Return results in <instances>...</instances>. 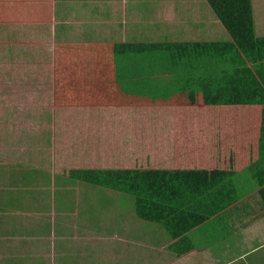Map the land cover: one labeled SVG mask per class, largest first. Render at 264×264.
I'll return each instance as SVG.
<instances>
[{"label": "crops", "instance_id": "crops-1", "mask_svg": "<svg viewBox=\"0 0 264 264\" xmlns=\"http://www.w3.org/2000/svg\"><path fill=\"white\" fill-rule=\"evenodd\" d=\"M205 47L209 53L214 49L218 56H229L228 60L222 57V83L216 93L225 91L226 74L242 68L247 71L238 90H255L258 79L251 76L256 81L252 85L246 78L254 75L253 70L233 47L208 0H0V87L8 90L0 92V104L11 116L10 125L9 118H0V225L31 221L29 229L41 234L22 238L25 248L0 250V264L3 260L20 261L17 264H264L261 189L249 172L239 175L250 170V159H243L244 165L233 171L228 162L218 164V153L214 156L218 163L205 158L183 169L210 170L217 164L213 170L236 176L241 197L189 234L194 248L185 254H179L176 241L160 228L150 225L132 235L130 211H123V223L120 203L110 197L114 188L100 178L108 170H140L142 164L150 165L158 157L151 152L153 141L170 138L178 123L173 117L176 107L189 109L214 94L188 89L168 100L155 92L185 91L180 78L195 73L190 71L195 65L204 69L209 61L187 62L186 71L178 76L179 67L170 62L171 56L177 52L204 55ZM230 49L237 54L230 55ZM52 55L61 62L54 82L65 81L75 71L86 75L81 90L65 91L69 85L62 82L63 91L53 90L45 97L43 90L34 91V80L44 82L41 69ZM259 88L264 97L262 85ZM19 89L26 92L17 100L15 90ZM36 100L42 102L40 114L32 113V106L22 112L23 103ZM174 101L176 106L169 105ZM256 101L249 108L255 112L261 103L258 111L264 110V98L257 93ZM227 102L225 112L227 108L233 112L242 97ZM203 109L223 110L218 105ZM132 111L137 118L130 117ZM17 112L26 118L17 120ZM148 112H157L154 122L146 116ZM252 120L244 125L247 130L255 127ZM116 126L122 133L121 143L112 140ZM160 128L164 135L158 138ZM244 132L235 135L250 139L254 132L256 137L261 135L257 129ZM159 152L163 159L173 154L163 147ZM165 164L162 167L168 169L158 170H173L170 161ZM31 171H39L35 172L38 180L28 174ZM28 176L30 180L18 183L19 177ZM60 192L64 198H59ZM1 229L6 233L2 237L0 232L2 238L13 235L12 229ZM18 240V235L10 237L9 245Z\"/></svg>", "mask_w": 264, "mask_h": 264}, {"label": "trees", "instance_id": "trees-1", "mask_svg": "<svg viewBox=\"0 0 264 264\" xmlns=\"http://www.w3.org/2000/svg\"><path fill=\"white\" fill-rule=\"evenodd\" d=\"M214 13L220 19L224 25L228 37L233 42V47L240 51L247 59L248 66L253 70L254 76L259 80L264 89V15L261 16L260 9H264L262 0L257 8V2L255 0H208ZM256 2V3H255ZM262 5V8H261ZM259 10V11H258ZM194 49V48H191ZM204 55L190 53L188 55L180 52L172 54L170 62L174 63V66L179 71L185 72L186 63L190 64L193 61L202 63V61H209V66L205 65L204 69H201V65H195V69H191L195 73L181 77L183 80V90L185 91H155L156 96L165 95L169 100L172 96L178 92H188L187 90L193 89L194 92L199 93H216L221 89L222 77V57L224 54L217 55L218 53L211 49L210 53L207 47L204 48ZM196 52V51H194ZM228 52V51H227ZM232 54H237L230 49ZM226 60H228V53L226 54ZM188 63V64H189ZM200 66V67H198ZM190 74V73H189ZM196 74V75H195ZM252 83V77H249ZM245 94L244 91H242ZM242 97V95H241ZM249 97H245L248 100ZM243 100V97H242ZM255 103L253 97L250 98ZM227 103L226 101H223ZM255 117L251 118L254 119ZM258 128L260 137H256V132L252 134V139L241 138L239 135H233L231 139L227 140L224 149L228 150V154L220 153L218 164L228 162L230 170L235 171L236 168L244 165L243 159L252 161L250 170L247 172H241L239 175H252L254 182H257L261 189L260 195L264 203V123ZM215 132L216 138L220 134L219 125ZM258 134V135H259ZM224 151V150H223ZM221 152V151H220ZM223 155H225L223 157ZM259 157L257 160L256 158ZM249 160V161H250ZM39 171H31L28 174H32L35 179L38 177L35 175ZM249 172V173H248ZM120 176L116 185H111L107 179H102L103 183L111 185L114 188L113 202L120 203L122 216V222H126L125 212L130 211L131 218V233L141 232L143 229L156 227L162 229L166 234L176 241L174 245L179 254H185L193 250V245L189 239V234L196 231L198 228L208 222L214 216L219 215L226 210L231 204H235L240 200L238 196L237 184L235 181L236 176L226 175L221 173L220 170H131V171H118L111 172ZM119 175H118V174ZM224 175V178L222 177ZM238 176V175H237ZM19 177L18 183L22 181L24 183L28 178ZM116 178V176H115ZM38 180V179H37ZM36 180L35 184H39ZM142 180V183L139 182ZM101 184L100 181H98ZM73 186L77 183L73 182ZM128 184H130L128 186ZM128 186L126 189L118 188ZM134 192H130L131 186ZM137 185L141 186L137 188ZM76 188V187H75ZM129 190V191H128ZM123 192L133 197L131 200L129 197L125 199V194L120 197H115L116 193ZM141 191V192H140ZM63 194V195H61ZM65 193H61L59 198H64ZM73 197L72 193L70 195ZM22 195H18V198ZM115 197V198H114ZM60 198V199H61ZM34 199V197H33ZM36 201V200H33ZM122 202V203H121ZM40 204V203H39ZM61 205V203H60ZM131 207V208H129ZM116 210V209H115ZM45 218V217H44ZM44 218L42 221H44ZM5 224H9L5 219ZM30 222L13 223L12 225H0L1 236L4 237L6 233L1 229L3 227L13 230V235L10 237L19 236L17 243L10 244L9 238H2L0 236V250H6L7 247L13 246V249H21L27 246L26 239L24 237H31L41 235L33 228H30ZM44 227V225H43ZM124 228V227H123ZM136 230V231H135ZM27 231V232H26ZM50 232V231H48ZM21 237V238H20ZM12 242V241H11ZM20 261L8 262L3 260V264H17Z\"/></svg>", "mask_w": 264, "mask_h": 264}, {"label": "rangeland", "instance_id": "rangeland-1", "mask_svg": "<svg viewBox=\"0 0 264 264\" xmlns=\"http://www.w3.org/2000/svg\"><path fill=\"white\" fill-rule=\"evenodd\" d=\"M255 1L257 2V8H258L260 2L258 0H255ZM261 2L264 3V0H262ZM263 6H264V4H263ZM261 8H262V5H261ZM260 10H261L260 14H261V16H263L264 15V9H260ZM38 44H40V43H38ZM60 63L61 62H60L59 58L57 56L53 57V55H52V59L50 61L47 60L45 62L44 67H42V69H41L42 74H44V76H45L44 79L42 78L44 80V82H41L42 80L39 82L38 80L35 79L34 85H32L34 88V91L35 90H43L42 91V93L44 95L43 97H45L46 95L51 94V92L53 90L63 91L64 83H65V85H69V87H66L68 89H64L65 91H76V90H78V89H72L75 87H80V90L82 89L81 86H84L83 83L86 84V75L85 74H78L75 71L69 72L67 74V78L65 79V81L60 80V81H58V83L54 82V73H56V75H58V70H57L56 66L59 65ZM249 67H248V69H249ZM246 71H247L246 68H242L240 70H236L235 73H232L229 75L226 74V89H225V91H220V93L212 94L211 96L205 98L206 101H203L204 103L195 102V104H193V105L189 104V106L191 105L192 107H190V108L188 107L189 109H185V110L183 107H181V108L176 107V114H175L176 117H175V115H173V117L176 121H178V123L175 125V129H174L173 133L171 134V137L169 138V135H166V137L159 139V141L158 140H156V142L153 141V144L151 146V150H152L151 152L154 155V158H155V155L158 157H157V159L152 158V161H151L152 163L150 165H148L149 163L148 164H142L140 167L141 168L140 170L146 169V168L147 169L148 168L168 169V168H166V167L164 168L162 166L164 163H166L165 165H167L169 163V161L171 163V167L173 168V170H183L184 168L185 169L189 168V167H187V165H191V162L195 163L198 161V162L202 163L203 159H205V158L212 160L214 163H218L217 161H215L214 156L218 153H224V154L229 153L228 150L224 149V146L226 145L227 140L231 139L233 137V135H235L237 132L243 133V131H245L244 134H246V133H250L252 131L254 132L258 128H262L261 126L264 123V110L258 111V109H259L258 107L262 106L263 104H261V103L257 104V106L255 107V112L253 111L254 108H249L250 106L255 105L257 103L256 93H257L259 99L264 98L263 92L258 91L260 89L259 87H260L261 83L258 80V84L256 85V87H254L255 90L254 91L253 90L244 91L245 94H243L242 91L238 90V86L243 84V79L245 77ZM249 75L250 74L246 75L247 79L251 76L253 78L255 77L252 74L250 76ZM69 80H72V83H68L67 81H69ZM62 82H64V83H62ZM2 83L3 82L1 79L0 84H2ZM254 83H256V81L252 80L251 84L254 85ZM5 91H8V90H4V88L0 87L1 94L6 93ZM15 92L17 93V100L20 99L21 97H25V95H24L26 92L25 90L19 89V90H15ZM241 94H242L243 100H242V102H238V104H237L238 109L236 111L232 112V109L227 108V110L225 112L224 107H228L227 101L232 100V99L239 100V98H241ZM40 96H42V95L40 94ZM232 96H236V97H232ZM36 97L37 96L35 95V98ZM245 97H249V99L245 100ZM251 97H253L255 104H254V102L250 103ZM223 101H226L227 103L224 104ZM31 103H32L31 101H28V103H23L22 108L24 110L22 112L25 111V113H26V108L32 106L33 110L31 112L34 114H37V113L40 114V112L42 111L40 109L42 102H38L36 100L33 102L34 104H31ZM184 103L187 105L186 101H184ZM177 104L178 103L174 101L173 103H171L169 105L176 106ZM2 105L3 104H0V118H5V119L9 118L7 125H10L11 116L8 117L1 110ZM207 105H209V106L218 105V106H221L223 110H222V112H219L218 111L219 109H217L215 111L203 109V107H206ZM239 106H242V108H240ZM243 107H245V108H243ZM18 108H20V107L18 106ZM246 109H248V110H246ZM249 109H251V110L249 111ZM130 114H131L130 117H132V119L138 117L137 112L132 111ZM156 114H157V112L156 113L155 112H148V114L146 116H148V118L154 122V120H156ZM246 116H248V117H246ZM253 117H255V118H254V120H252L253 122L251 124H254L255 127H253L251 130H247V127H245L244 125H248L250 122V119ZM25 118H26V115L24 113L21 114L20 112H17V120H24ZM238 120L245 123V124H243V126H242ZM123 125H126V124L123 123ZM218 125L220 128V134L218 135V138H216L215 132L218 129L217 128ZM116 127H117L116 130H118V132L112 133V140L114 138V140L117 139V142L118 141L120 142V140L122 139V133H121L119 126H116ZM160 133L162 135H164L162 128L158 129V131H157L158 138L160 137ZM123 134H124V132H123ZM151 138H154V135H151L150 139ZM115 145L118 146V143H115ZM161 147L166 148V149L168 148L170 151H173L171 158L163 159V155L161 156L160 152L158 153V151H161ZM148 153H150V152H148ZM210 156L212 157V159L210 158ZM224 156L225 155H223V157ZM145 158H141V160L143 161V160H145ZM204 161H206V159ZM137 162H138V165H140V160H137ZM216 165L217 164H213V166L210 168V170L215 169ZM193 169L196 171L201 170V169L197 170L195 168H193ZM120 170L121 169H114V170H112V172H118ZM99 173H102V172H99ZM115 176H116V178H115ZM119 177L120 176L115 175V173H111V170L106 171V173H103L100 176V178H102V179H107L111 185H116V183H118ZM139 182L142 183V180H139ZM129 185L130 184H128V186ZM128 186L124 185L123 188L126 189ZM130 187H131L130 192H134L132 185ZM138 187H141V186L137 185V188ZM118 194H120V193H118ZM121 195H119V197ZM127 197H129L131 200H133L132 196L125 195V199ZM129 208H131V207H129Z\"/></svg>", "mask_w": 264, "mask_h": 264}]
</instances>
